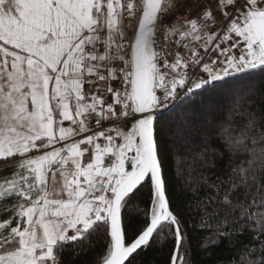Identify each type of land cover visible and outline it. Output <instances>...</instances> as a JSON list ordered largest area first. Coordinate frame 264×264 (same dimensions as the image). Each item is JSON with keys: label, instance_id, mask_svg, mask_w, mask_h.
Masks as SVG:
<instances>
[{"label": "snow or ice", "instance_id": "6c2138e0", "mask_svg": "<svg viewBox=\"0 0 264 264\" xmlns=\"http://www.w3.org/2000/svg\"><path fill=\"white\" fill-rule=\"evenodd\" d=\"M257 77L264 0H0V264H264Z\"/></svg>", "mask_w": 264, "mask_h": 264}, {"label": "trees", "instance_id": "16d2710c", "mask_svg": "<svg viewBox=\"0 0 264 264\" xmlns=\"http://www.w3.org/2000/svg\"><path fill=\"white\" fill-rule=\"evenodd\" d=\"M255 83L260 89H264V80L257 77ZM250 84L247 81H236L227 85L224 89L226 93H231L234 90H245L249 87ZM182 166V165H181ZM11 169H0V174L10 172ZM168 172L172 178L173 183L177 182L176 174L174 170V162L171 158L168 160ZM185 200L186 198L183 195L177 194L173 201V207L177 209H185ZM178 216H184V227L188 231L189 236L191 237L192 243V254H191V264H227L229 261L232 252L229 249L224 247L215 248L212 250L211 257H205L204 253L199 247V241L205 235L204 233H193L192 229L189 227L188 220L191 219V216H185L184 211H177ZM171 254V244H167L162 248H150L146 253H143L140 257L143 264H169V258ZM92 258V253H89L87 256H81L76 264H89Z\"/></svg>", "mask_w": 264, "mask_h": 264}, {"label": "rangeland", "instance_id": "374dc122", "mask_svg": "<svg viewBox=\"0 0 264 264\" xmlns=\"http://www.w3.org/2000/svg\"><path fill=\"white\" fill-rule=\"evenodd\" d=\"M0 164H3V161H0Z\"/></svg>", "mask_w": 264, "mask_h": 264}, {"label": "crops", "instance_id": "0c3cea01", "mask_svg": "<svg viewBox=\"0 0 264 264\" xmlns=\"http://www.w3.org/2000/svg\"><path fill=\"white\" fill-rule=\"evenodd\" d=\"M0 169H3V168H0Z\"/></svg>", "mask_w": 264, "mask_h": 264}]
</instances>
